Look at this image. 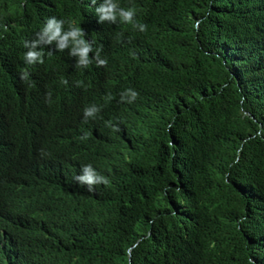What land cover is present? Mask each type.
<instances>
[{"label": "trees", "instance_id": "1", "mask_svg": "<svg viewBox=\"0 0 264 264\" xmlns=\"http://www.w3.org/2000/svg\"><path fill=\"white\" fill-rule=\"evenodd\" d=\"M39 1L66 31L97 27L87 1ZM114 2L147 25L131 67L151 87L136 157L104 230L84 225L78 264H264V0Z\"/></svg>", "mask_w": 264, "mask_h": 264}, {"label": "clouds", "instance_id": "2", "mask_svg": "<svg viewBox=\"0 0 264 264\" xmlns=\"http://www.w3.org/2000/svg\"><path fill=\"white\" fill-rule=\"evenodd\" d=\"M81 1L94 29L66 31L39 0H0V264H78L84 225L104 230L136 157L129 131L151 82L131 67L143 60L133 30L147 25L134 7Z\"/></svg>", "mask_w": 264, "mask_h": 264}]
</instances>
